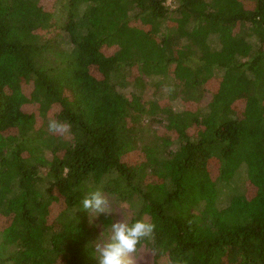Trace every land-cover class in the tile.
<instances>
[{
    "label": "trees",
    "instance_id": "trees-1",
    "mask_svg": "<svg viewBox=\"0 0 264 264\" xmlns=\"http://www.w3.org/2000/svg\"><path fill=\"white\" fill-rule=\"evenodd\" d=\"M167 1L0 0V264H97V188L156 263L264 264V0Z\"/></svg>",
    "mask_w": 264,
    "mask_h": 264
},
{
    "label": "rangeland",
    "instance_id": "rangeland-1",
    "mask_svg": "<svg viewBox=\"0 0 264 264\" xmlns=\"http://www.w3.org/2000/svg\"><path fill=\"white\" fill-rule=\"evenodd\" d=\"M167 4H169L171 6L175 5V3H172V0H168ZM52 32L53 31L50 28L46 29V33L52 34ZM146 80H147V86L145 87V89L140 91L142 93L141 94L142 95V100L145 103H149V102H151L154 99H158L159 97L162 98V97H167L168 96L167 94L162 96V92L169 90L164 83H163L162 86L157 87L155 85V83L151 79L147 78ZM164 82H168V79H164ZM209 88L210 87L208 86V89ZM126 91H127V93H129L128 90H126ZM211 91H212V89H211ZM211 91L208 90L206 92V95L202 99L200 105H202V106H206L207 105V103L211 99V95H212ZM162 102H163V104L164 103L166 104L168 101H166V99H164V100H162ZM190 105L194 106L193 104H190ZM33 106L34 105L29 104L27 106V109L28 110H32ZM174 106L176 108H181L182 105H181V102H179V103L176 102V103H174ZM53 116L54 115H52V114H47L44 117H40L39 118V124L43 125L45 129L51 130V128H50L51 122H53V121L56 122V119L53 118ZM148 123H149V121L146 119L145 120V124L148 125ZM165 124L166 123H161V124L155 123L154 125H152V127L154 129H157L159 135L168 136L171 139L176 138L177 134L174 131H168L165 128ZM51 131L54 132L53 130H51ZM58 132L64 134L66 137L69 136V130H68L67 126L63 127V131H58ZM174 147H176V146L174 145L173 148ZM47 156L50 157L51 154L49 152H47ZM139 158H140V152H133V153H131L128 156L127 159L130 162H137L139 160ZM211 168L213 170V176H214V178H216L218 176V174H219L218 162H215V161L212 162L211 163ZM247 189H248V184L246 186V190ZM254 190H255V188L251 185V187H249V190L247 192L248 195H253L254 192H255ZM104 194L107 196V198L110 201V211L112 212L110 214L113 217V221L121 219V220H124L125 222L128 223L131 220L132 215H133L132 210H131L130 206L128 205V203L121 202L119 199H117L115 194H107V193H104ZM97 218L98 217H95L94 219H92V221H94V222L97 221V224L100 227V230H102V229H103V231L106 230V232L105 231L104 232L106 234H109V235H104V241H107L110 238V236H111L110 227L104 229L102 223L100 221H98ZM102 234H104V233H102ZM101 242H102V239H101ZM124 261H125V264H169V260L166 257L161 258L156 263L155 260H154L153 253H152L151 249H149L146 246L140 247L135 252L126 253L124 255Z\"/></svg>",
    "mask_w": 264,
    "mask_h": 264
},
{
    "label": "clouds",
    "instance_id": "clouds-1",
    "mask_svg": "<svg viewBox=\"0 0 264 264\" xmlns=\"http://www.w3.org/2000/svg\"><path fill=\"white\" fill-rule=\"evenodd\" d=\"M50 128L53 131H63V126L55 121L51 122ZM81 209L89 212L90 219L112 213L109 199L99 188L83 199ZM154 228L153 223L144 219H137L131 224L121 219L114 220L110 224V238L94 246L97 264H125L124 255L135 252L139 242L150 236Z\"/></svg>",
    "mask_w": 264,
    "mask_h": 264
}]
</instances>
